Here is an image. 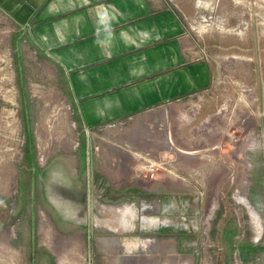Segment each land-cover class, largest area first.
<instances>
[{
	"label": "rangeland",
	"instance_id": "rangeland-1",
	"mask_svg": "<svg viewBox=\"0 0 264 264\" xmlns=\"http://www.w3.org/2000/svg\"><path fill=\"white\" fill-rule=\"evenodd\" d=\"M164 1L208 86L91 127L0 8V264H264V0Z\"/></svg>",
	"mask_w": 264,
	"mask_h": 264
},
{
	"label": "crops",
	"instance_id": "crops-1",
	"mask_svg": "<svg viewBox=\"0 0 264 264\" xmlns=\"http://www.w3.org/2000/svg\"><path fill=\"white\" fill-rule=\"evenodd\" d=\"M0 8L10 22L29 24L66 73L72 119L90 127L180 103L210 82L208 64L189 54L186 24L164 0H0Z\"/></svg>",
	"mask_w": 264,
	"mask_h": 264
},
{
	"label": "flooded vegetation",
	"instance_id": "flooded-vegetation-1",
	"mask_svg": "<svg viewBox=\"0 0 264 264\" xmlns=\"http://www.w3.org/2000/svg\"><path fill=\"white\" fill-rule=\"evenodd\" d=\"M8 205H9L8 203H5V200L3 199L0 200V224H3L4 221L8 222L12 213L15 211V210H9L10 207Z\"/></svg>",
	"mask_w": 264,
	"mask_h": 264
},
{
	"label": "trees",
	"instance_id": "trees-1",
	"mask_svg": "<svg viewBox=\"0 0 264 264\" xmlns=\"http://www.w3.org/2000/svg\"><path fill=\"white\" fill-rule=\"evenodd\" d=\"M39 8H41V6H40ZM21 178H22V177H21ZM21 181H22V183H23V185H22L21 187H24V192H25V191L27 190L28 187L25 185L23 179H21Z\"/></svg>",
	"mask_w": 264,
	"mask_h": 264
},
{
	"label": "bare ground",
	"instance_id": "bare-ground-1",
	"mask_svg": "<svg viewBox=\"0 0 264 264\" xmlns=\"http://www.w3.org/2000/svg\"><path fill=\"white\" fill-rule=\"evenodd\" d=\"M205 26H206L205 24H200V25H199V28H200V29H203ZM107 241H110V240L108 239ZM100 244H101V243H100ZM104 244H105V243H104Z\"/></svg>",
	"mask_w": 264,
	"mask_h": 264
}]
</instances>
